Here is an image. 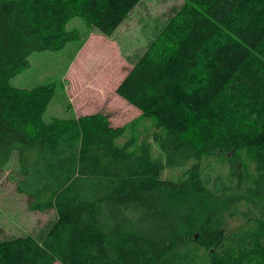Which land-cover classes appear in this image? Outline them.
Returning <instances> with one entry per match:
<instances>
[{
    "label": "trees",
    "instance_id": "1",
    "mask_svg": "<svg viewBox=\"0 0 264 264\" xmlns=\"http://www.w3.org/2000/svg\"><path fill=\"white\" fill-rule=\"evenodd\" d=\"M138 1L0 0V170L15 158L28 209L55 213L0 264H264V0H184L116 87L141 126L45 122L53 84H10L82 40L70 20L110 37ZM220 206L244 223L213 226Z\"/></svg>",
    "mask_w": 264,
    "mask_h": 264
},
{
    "label": "rangeland",
    "instance_id": "2",
    "mask_svg": "<svg viewBox=\"0 0 264 264\" xmlns=\"http://www.w3.org/2000/svg\"><path fill=\"white\" fill-rule=\"evenodd\" d=\"M183 2L139 0L110 37L74 18L66 29L77 30L82 40L70 42L58 51L33 52L28 56V67L12 78L10 84L20 89L53 84L54 96L43 115L45 122L103 113L113 127L129 123L141 126L140 112L117 96L116 87ZM25 158L27 162L31 159L27 155ZM15 160L0 170V241L23 235L43 238L55 220V213L28 209L27 199L16 192ZM248 189L247 180L243 194L248 195ZM217 208L220 212L212 224L221 231H234L244 223L243 216L231 207Z\"/></svg>",
    "mask_w": 264,
    "mask_h": 264
},
{
    "label": "crops",
    "instance_id": "3",
    "mask_svg": "<svg viewBox=\"0 0 264 264\" xmlns=\"http://www.w3.org/2000/svg\"><path fill=\"white\" fill-rule=\"evenodd\" d=\"M120 98V97H119ZM79 117V116H78Z\"/></svg>",
    "mask_w": 264,
    "mask_h": 264
}]
</instances>
